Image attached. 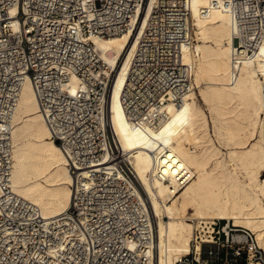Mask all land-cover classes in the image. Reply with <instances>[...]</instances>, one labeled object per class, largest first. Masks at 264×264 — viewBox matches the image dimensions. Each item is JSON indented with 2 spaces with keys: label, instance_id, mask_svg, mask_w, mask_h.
Masks as SVG:
<instances>
[{
  "label": "built area",
  "instance_id": "obj_1",
  "mask_svg": "<svg viewBox=\"0 0 264 264\" xmlns=\"http://www.w3.org/2000/svg\"><path fill=\"white\" fill-rule=\"evenodd\" d=\"M151 2L119 92L133 125L153 123L166 102L180 105L193 87L192 66L183 57L196 42L191 0H0V264H146L139 249L152 238L142 234L148 227L135 193L140 185L108 112L115 69L91 37L134 28ZM222 5L236 73L264 42V0ZM26 76L75 179L69 206L50 218L10 185V118ZM261 118L264 127V107ZM223 227L215 221L206 231L195 230L191 250L176 264H241L249 258L264 264L248 229L228 225V233ZM236 231L245 243L233 237Z\"/></svg>",
  "mask_w": 264,
  "mask_h": 264
},
{
  "label": "bare ground",
  "instance_id": "obj_2",
  "mask_svg": "<svg viewBox=\"0 0 264 264\" xmlns=\"http://www.w3.org/2000/svg\"><path fill=\"white\" fill-rule=\"evenodd\" d=\"M152 5L134 28L91 37L115 69L108 112L141 187L135 193L148 227L142 234L152 238L139 252L146 264H176L191 250L195 230L206 231L212 227L208 223L224 219L227 232L229 222L252 232L264 259V42L234 73L231 24L222 0H191L196 42L183 49V57L192 66L193 87L180 105L166 102L153 123L133 125L119 92L134 37ZM71 82L78 84L74 76ZM10 120L12 190L45 218L62 213L70 204L75 179L51 139L28 76ZM233 237L246 240L241 233ZM253 243L247 245L250 257ZM247 264L263 263L249 258Z\"/></svg>",
  "mask_w": 264,
  "mask_h": 264
},
{
  "label": "rangeland",
  "instance_id": "obj_3",
  "mask_svg": "<svg viewBox=\"0 0 264 264\" xmlns=\"http://www.w3.org/2000/svg\"><path fill=\"white\" fill-rule=\"evenodd\" d=\"M263 173H264V171H263ZM166 218V217H165ZM217 222V224H219V225H225L226 223H227V221L226 220H224V219H216V220H214V222ZM213 222V223H214ZM213 223H208L207 225L210 227V226H212L213 225ZM232 226L233 224H232V222H229V226ZM234 226V225H233ZM235 228H238V229H242V228H244V229H247V228H245V227H243V226H234ZM206 229H209V228H206ZM233 233H241V231H236V232H233ZM252 233V232H251ZM242 235V234H241ZM225 239H226V236L223 234V233H221L220 234V240H223V241H225ZM230 239V238H229ZM240 241H242V242H246V240L244 241V240H240ZM247 248H248V246H247ZM254 261H258L257 259H254ZM241 264H247L246 263V261H244V260H242L241 261Z\"/></svg>",
  "mask_w": 264,
  "mask_h": 264
}]
</instances>
